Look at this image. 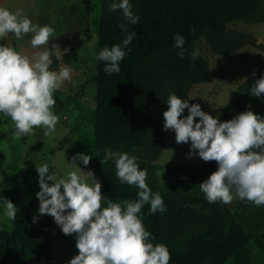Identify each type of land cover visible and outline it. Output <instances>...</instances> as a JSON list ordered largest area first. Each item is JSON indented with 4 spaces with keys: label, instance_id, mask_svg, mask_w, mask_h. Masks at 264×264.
Instances as JSON below:
<instances>
[{
    "label": "rangeland",
    "instance_id": "1",
    "mask_svg": "<svg viewBox=\"0 0 264 264\" xmlns=\"http://www.w3.org/2000/svg\"><path fill=\"white\" fill-rule=\"evenodd\" d=\"M137 1L130 0L133 12ZM0 3L11 11L22 9L35 24L55 29L48 44L37 49L29 43L30 33L19 40L9 35L0 43L14 47L30 60L35 52L47 48L53 60L51 70L58 71L60 67L71 70V79L53 94L56 101L53 112L59 117L53 133L45 135L44 128H35L33 134L16 140L12 122L0 117V192L17 191L19 200L13 203L17 212L28 210L32 223L36 217L33 225L37 226L46 214L37 211L39 201L35 193L39 186L35 167L47 163L49 172L60 178L68 170L65 161L72 162L76 153L92 154L87 166L78 160L76 164L84 171L91 170L94 177H88V181L98 179L106 199L135 200L137 189L116 178L114 164L111 161L101 164L104 149L109 148L135 155L139 167L147 169L146 183L162 196L166 207L163 213L148 214L147 204L141 211L145 214V228L155 237L151 242L167 246L169 263L193 247L200 234L222 233L248 237L240 255L225 264H264V205L257 207L235 198L228 204L207 202L198 184L216 170V162H205L195 155L189 157V144L176 143L174 132L162 130V125L160 131L144 136L138 112L129 113L133 107L129 102L134 101L131 84L117 78L118 73L106 74L104 63L94 60L101 50L102 20L112 12L110 1L0 0ZM113 12L123 19L121 10ZM239 33L251 35L254 43L224 54L240 45L236 38ZM194 49L207 63L211 81L189 88L190 105L199 104L202 111L218 116L220 121L246 110L264 117V96L257 98L239 91L244 82L264 74V22L227 23L222 35H201ZM170 93L168 90L167 94ZM157 109L151 112V120L162 118L163 124L161 106ZM182 115H187V109ZM12 224L13 221L0 217V231L10 232ZM49 237L54 257L66 263L77 254L74 234L65 235L60 228L50 227Z\"/></svg>",
    "mask_w": 264,
    "mask_h": 264
},
{
    "label": "clouds",
    "instance_id": "2",
    "mask_svg": "<svg viewBox=\"0 0 264 264\" xmlns=\"http://www.w3.org/2000/svg\"><path fill=\"white\" fill-rule=\"evenodd\" d=\"M117 9L127 21L118 25L122 31L128 24L139 23L130 0H111L109 11ZM29 33V43L37 49L48 44L55 29L33 23L22 9L11 11L0 7V40L9 35L19 40ZM135 35L134 31L126 32L119 44L104 47L94 55V60L104 62L106 74L119 73L125 49ZM173 40L180 49L177 55L184 58V38L177 33ZM198 55L193 50L190 57L195 60ZM52 63L47 48L35 52L30 60L14 47L0 43V117L12 122L16 140L33 134L35 128H44L45 135L56 129L59 117L53 112L56 103L53 94L71 79V70L68 67L51 70ZM250 92L251 96L261 97L264 74L255 80ZM166 104L162 130L174 132L176 143H188L189 157L195 155L205 162H216V170L198 184L207 202L228 204L235 198L257 207L264 205V117L246 110L220 121L218 116L202 111L199 104L190 105L189 99L173 93L168 95ZM185 109L187 115H182ZM91 157L92 154L76 153L72 162L65 161L68 170L60 178L49 172L47 163L35 167L38 214L50 215L63 234L75 235L78 252L66 264H169L167 246L153 244L155 237L143 224L145 214L141 210L146 204L148 214L166 210L162 196L146 183L147 169L139 167L135 155L105 148L101 164L111 161L116 178L137 189L135 200L114 202L101 194L98 179L88 181V177H94L91 170L77 166V160L87 166ZM17 210L9 199L0 200V217L14 221Z\"/></svg>",
    "mask_w": 264,
    "mask_h": 264
},
{
    "label": "trees",
    "instance_id": "3",
    "mask_svg": "<svg viewBox=\"0 0 264 264\" xmlns=\"http://www.w3.org/2000/svg\"><path fill=\"white\" fill-rule=\"evenodd\" d=\"M134 14L139 16V23L128 24L122 31L118 25L127 21L113 11L108 12L102 20L100 47L110 48L119 44L126 32H135L125 49L117 78L129 82L133 88L134 101L129 102L133 105L129 113L138 112L145 136L160 131L162 118L151 120V112L160 106L162 111L166 110L168 90L187 99L192 85L211 81L205 60L200 55L195 60L190 57L198 38L204 34L222 35L230 22H264V0H138ZM177 33L184 38V58L177 55L180 49L174 46L173 36ZM236 38L240 45L224 54L254 43L247 33H239ZM262 74L244 82L239 91L251 94L252 84ZM3 197L12 203L19 200L13 189L1 191L0 200ZM50 227L59 228L50 215L46 214L34 226L28 210L18 211L11 231H0V264H66L50 252ZM247 241L244 234L202 233L193 247L169 264H225L240 255Z\"/></svg>",
    "mask_w": 264,
    "mask_h": 264
}]
</instances>
